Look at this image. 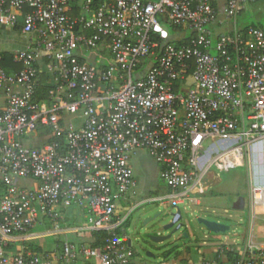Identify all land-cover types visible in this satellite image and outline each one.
<instances>
[{"label":"built area","instance_id":"built-area-1","mask_svg":"<svg viewBox=\"0 0 264 264\" xmlns=\"http://www.w3.org/2000/svg\"><path fill=\"white\" fill-rule=\"evenodd\" d=\"M257 1L0 0V30L26 41L12 52L19 71L0 55V264H146L120 234L119 211L138 206L132 156L147 153L169 189L145 202L176 209L213 168L245 165L264 141V31L237 18ZM76 114L78 127L65 120ZM263 193L250 189L264 210ZM74 207L106 235L100 252L65 236L61 210ZM44 220L64 235L58 255L8 252ZM234 264H264V245L249 243Z\"/></svg>","mask_w":264,"mask_h":264},{"label":"crops","instance_id":"crops-1","mask_svg":"<svg viewBox=\"0 0 264 264\" xmlns=\"http://www.w3.org/2000/svg\"><path fill=\"white\" fill-rule=\"evenodd\" d=\"M221 4H223V0H219V5ZM257 14H259V16ZM263 20L264 0H258L256 3L249 5L238 16L237 28L240 30H245L249 26L255 25L264 31V25H262ZM227 29L228 27H224L220 28L219 30L224 32ZM3 30L4 29L0 30V35ZM7 31L10 32L12 30ZM25 45L26 41L23 40L22 46L15 51L24 49ZM5 51L7 50L0 49V53ZM242 168L243 169L240 170L242 172H239L236 176L239 180H243L245 184V190L234 188L229 191V196L227 195V191H225L223 188H218V185L215 184L217 183V180L214 179L212 172H209L208 175L205 176L203 184H201V186L193 192L191 196L192 200L188 201V204H193L195 206L205 205L206 207L208 206L210 208H217V210L222 209V211H226L228 209L238 212L244 211L250 218L249 230L247 229L246 232L244 231V234L240 237V241L238 242L234 241L232 243L212 245L208 246L207 248H198L197 250L193 249L192 245L191 247L187 246L184 249L177 250L175 251L176 257L171 264H202L204 262H215L216 264H233L243 254L246 246L249 243L253 245H264V210L261 206L253 205L250 195V189L252 187H260L264 189V141L257 142L251 146L245 160V165ZM30 185L31 187H35V183H30ZM214 187L216 188L214 189ZM168 192L169 189L166 187L165 190L161 191L160 196L167 194ZM139 194L140 193L137 191V196H139ZM145 201L147 200H144L143 202ZM185 203L180 205H184ZM125 209L126 208H122L119 211L118 216L124 218L127 215L126 214L124 216V214H122L123 212H126ZM61 214L62 218L60 220V227L70 242L76 246L81 244L90 245L93 242L92 231L87 228V225L85 224V216L81 209L76 207L66 210L63 209L61 210ZM181 215L184 229L187 231L188 224L185 222L182 213ZM127 219L128 216L121 225L120 234H123L127 238L126 246L130 248L128 246L129 238L125 235L124 230V225L127 222ZM47 238L53 239L52 247L49 246ZM63 238L64 235L62 234H53L50 230V222L44 220L42 224H38L26 236L14 238V240L8 245V252L10 254L17 253L20 251L21 247L24 246L32 253L36 252L40 255H49L54 258L60 253V247ZM130 250L133 252L134 259L136 261H141L139 260L141 258L136 255V252L133 251L132 248H130ZM52 264H97V260L93 258L88 260L78 257L73 262H64L59 259H54Z\"/></svg>","mask_w":264,"mask_h":264},{"label":"rangeland","instance_id":"rangeland-1","mask_svg":"<svg viewBox=\"0 0 264 264\" xmlns=\"http://www.w3.org/2000/svg\"><path fill=\"white\" fill-rule=\"evenodd\" d=\"M257 15L259 16V14ZM262 25H264V20L262 21ZM23 40L25 39L19 30H12L9 32L4 29L0 35V49L15 51L22 46ZM85 56L87 57L88 55ZM65 120L78 127L82 121V118L80 114H76L67 116ZM46 140L47 139H41L39 142L43 143ZM131 165L137 183V191L140 194L136 197V199H134V203L138 206L132 211L131 209L134 206L130 209H128L129 206H126V212L122 213L124 216L126 214L128 215L127 222L124 225V230L125 235L132 241L133 251H135L136 255L141 258L139 260L145 261L146 264H171L176 257L175 251H177V249H184L186 248L185 246L191 247L193 245L192 248L197 250L198 248H207L208 246L212 245L232 243L234 241L238 242L240 241V237L244 234V231L246 232L247 229L249 230L250 218L244 211L238 212L230 209L222 211V209L217 210V208H210L208 206L206 207L205 205L195 206L186 202L184 205L178 206V209L183 214V218L188 224V229L184 232H186L188 236L190 235V238H184L180 232L176 235V237H181V239L176 243L177 245L175 248L177 249L174 248L169 251V253L164 255L154 251V254L157 256L156 259L145 257L144 253H142L138 247L137 231L140 230L147 217L150 218L157 213H161V217L158 218V220L148 224L149 226H147V229L151 230L152 226L156 225L158 222L164 221L167 215L170 212L175 211L176 208H173L170 205H164L160 202H143L144 200L157 198L160 196L161 191L165 190L166 188V186L160 180L159 167L147 153L140 151L134 154L131 158ZM242 169V167H239L228 172H218L215 168H213L211 172L214 176V179L217 180V183H214L218 185V188H223L225 191H227V195L229 196V191L234 188L245 190V184L243 180H239L236 176L239 172H242L240 171ZM30 183L32 182L22 180L17 181V184L19 185ZM215 188L216 187H214V189ZM198 218H204L210 221H218L228 226V230L223 233L213 234L209 232L203 225H200L197 222ZM47 241L49 246L52 247L53 239L47 238ZM164 247V249H166L169 246L164 245Z\"/></svg>","mask_w":264,"mask_h":264},{"label":"water","instance_id":"water-1","mask_svg":"<svg viewBox=\"0 0 264 264\" xmlns=\"http://www.w3.org/2000/svg\"><path fill=\"white\" fill-rule=\"evenodd\" d=\"M160 217L161 213H157L150 218L147 217L140 230L137 231L139 250L144 253L145 257L150 259H156L157 257L154 251L164 255L174 249L177 245V241L181 239L179 236L176 237L178 233L181 232L184 238L189 237L187 233L184 232L182 215L179 209L170 212L164 221L158 222L156 225L152 226L151 230H148V224L158 220ZM197 222L213 234L223 233L228 230V226L204 218H198ZM164 245L169 247L164 249L166 247H164ZM128 246L132 248V241L130 239L128 240Z\"/></svg>","mask_w":264,"mask_h":264},{"label":"trees","instance_id":"trees-1","mask_svg":"<svg viewBox=\"0 0 264 264\" xmlns=\"http://www.w3.org/2000/svg\"><path fill=\"white\" fill-rule=\"evenodd\" d=\"M255 26V25H252ZM256 27V26H255ZM169 30V33L172 34L176 31V28L174 27H167ZM178 30V29H177ZM2 57L1 66L7 71V72H17L21 69L20 65L14 64L12 61L13 53L12 52H1L0 53ZM40 85L37 90V96L39 99H46L48 95V91L51 88L50 83L48 82V77L45 75L40 76ZM119 233V232H118ZM93 242L90 244V246L94 247L98 252H100L101 247L104 243V240L106 238V235L103 232H92ZM35 254H38L34 252ZM169 253V252H167ZM166 253V254H167ZM236 260V259H235ZM234 260V261H235ZM234 264V263H233Z\"/></svg>","mask_w":264,"mask_h":264},{"label":"flooded vegetation","instance_id":"flooded-vegetation-1","mask_svg":"<svg viewBox=\"0 0 264 264\" xmlns=\"http://www.w3.org/2000/svg\"><path fill=\"white\" fill-rule=\"evenodd\" d=\"M136 197H137V195H136ZM136 197L134 199H136ZM185 247H187V246H185Z\"/></svg>","mask_w":264,"mask_h":264},{"label":"bare ground","instance_id":"bare-ground-1","mask_svg":"<svg viewBox=\"0 0 264 264\" xmlns=\"http://www.w3.org/2000/svg\"><path fill=\"white\" fill-rule=\"evenodd\" d=\"M262 198H264V196L262 195Z\"/></svg>","mask_w":264,"mask_h":264}]
</instances>
